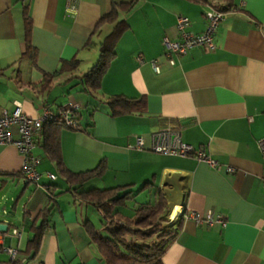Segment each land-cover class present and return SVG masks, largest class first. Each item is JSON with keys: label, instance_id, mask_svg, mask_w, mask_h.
<instances>
[{"label": "crops", "instance_id": "1", "mask_svg": "<svg viewBox=\"0 0 264 264\" xmlns=\"http://www.w3.org/2000/svg\"><path fill=\"white\" fill-rule=\"evenodd\" d=\"M131 1L76 0L75 8H70L69 0H0V114L10 112L15 102L30 118L41 116L46 106L57 112L60 106L79 104L78 129H65L60 135L65 166L75 173L104 166L101 175L79 190L125 185L137 189L144 182L162 190L168 203L167 224L177 219L181 223L162 255V264H264V153L258 146L264 140V0H169L171 10L163 9L167 19L143 17L136 25L125 19L129 28L117 41L97 96L79 92L76 78L65 83L96 62L99 43L112 28L104 24L99 33H93L101 16L114 3ZM140 1L143 7L146 0H136L135 5ZM25 6L32 22L36 65L21 59ZM210 8L225 13L214 33L216 48L205 52L193 47L184 55L167 57L163 39H178L177 17H187V29L201 34L207 25L204 13ZM74 56L80 62L78 70L59 76L51 89L41 91L43 72L53 73L61 60ZM109 96L144 98L146 109L112 117L103 104ZM166 127L178 128L182 141L205 152L215 166L192 156L152 152L151 134ZM10 131L16 139L17 129ZM135 136L144 138V150L128 147ZM31 153L40 159L41 178L22 199L19 224H0V251L11 246L18 250L16 261L30 262V253L25 252L32 238L29 226L46 201L47 186L54 185L57 196L56 209L48 216L51 226L31 262L107 264L84 226L88 222L100 230L101 212L73 197L40 146L35 144ZM23 162L14 144L0 145V174L21 175ZM47 173L56 179L50 180ZM15 177L0 175L1 186ZM18 179L24 183V192L31 183L22 176ZM22 195L13 199L14 216ZM139 196L144 197L139 203L151 199L144 191L130 202ZM190 212L201 216L211 212L212 222L196 224L182 216ZM13 229L19 235H12Z\"/></svg>", "mask_w": 264, "mask_h": 264}, {"label": "trees", "instance_id": "2", "mask_svg": "<svg viewBox=\"0 0 264 264\" xmlns=\"http://www.w3.org/2000/svg\"><path fill=\"white\" fill-rule=\"evenodd\" d=\"M199 1V0H196ZM136 0L128 3H114L111 10L101 16L93 29V33L100 32L104 24H111L112 28L106 34L98 46V57L92 66L81 76H69L64 82L68 83L73 78L77 79L74 84L79 87V92L97 96L100 90V82L107 72L109 65L115 57V46L121 35L129 28L125 19L120 18V13H127L135 6ZM24 41L25 51L21 59L28 58L33 65H36L37 49L32 44V22L28 13V6L24 7ZM79 59L74 56L70 60H61L58 68L53 73L43 72L40 82V90L48 91L53 87L54 80L59 76L76 72L79 67ZM109 114L112 117L142 113L146 109L144 98H127L123 96H109L103 99ZM69 106H60L57 112L49 109L53 118H48L43 124L39 135L33 138L34 145L41 147L44 155L54 162L60 176L69 185V191L75 199L83 204L95 207L102 214V225L104 232L98 231L91 224H84L91 241L96 245L100 256L107 264H162V255L165 249L175 240L181 227L180 219L175 223L167 224L169 219L167 199L161 189L154 186L152 182H144L142 186L135 189L131 185L117 186L109 189L79 190L81 185L104 171L102 164L94 169L83 172H72L65 166L60 146V135L62 130H77L81 113L79 108L74 110L77 124L67 126L63 114L70 109ZM93 111L88 117L92 119ZM44 112V110H43ZM10 176H22L18 173L0 174ZM23 177V176H22ZM25 183H29L25 181ZM47 186V185H46ZM54 185L47 186L49 192L43 207L39 210L36 218L29 226L32 238L27 241L26 253L34 257L42 235L50 228L48 216L56 209V191ZM147 191L151 199L144 203H138L133 208L128 202L133 201L140 193ZM41 198V197H40ZM135 202V201H134ZM50 204V205H49ZM130 209L131 213H125ZM41 218L39 224L36 220ZM26 220V218H25ZM8 261V260H6ZM15 264L20 262L14 261Z\"/></svg>", "mask_w": 264, "mask_h": 264}, {"label": "built area", "instance_id": "3", "mask_svg": "<svg viewBox=\"0 0 264 264\" xmlns=\"http://www.w3.org/2000/svg\"><path fill=\"white\" fill-rule=\"evenodd\" d=\"M76 0H69L68 7L75 8ZM225 16L222 10L216 8H210L204 13L206 19V29L201 34H194L187 29L189 20L185 16H178L175 27L178 31L179 37L177 40L171 41L167 38L163 39V45L165 55L171 58L172 55H184L189 49L193 47H200L205 52H211L216 48L214 43V33ZM140 62H143V58H138ZM170 63L173 64V60L170 59ZM152 66L155 71H158V67L152 62ZM79 108V104L71 105L70 109L66 110L63 114L64 120L67 126H75L77 124L74 110ZM55 116L47 108L41 116L37 118H30L26 116L21 104L15 102L13 109L8 112L3 110L0 114V145L14 144L18 151L24 158L22 166V176L25 181L39 184L41 173L37 167L40 164V159L32 155V149L34 147V136L40 132L42 124L48 119ZM15 127L18 132V137L15 139L12 135L10 128ZM260 150L264 153V140L258 141ZM128 147L135 150L145 149V140L142 136H135L134 141L131 142ZM150 149L152 152L162 155L178 156V157H195L198 160L205 161L210 166H215V162L202 150H196L193 146L188 145L181 139L180 131L178 128L166 127L162 128L151 134ZM50 180H55L56 176L47 173ZM264 180V177H263ZM181 215V212H180ZM185 219H192L196 224L212 222V213L207 212L205 216H201L196 212H190L182 215ZM12 235H19L17 229L12 230ZM9 256L8 261H0V264H15L16 255L18 250L11 246L1 247ZM20 262L19 264H22Z\"/></svg>", "mask_w": 264, "mask_h": 264}, {"label": "rangeland", "instance_id": "4", "mask_svg": "<svg viewBox=\"0 0 264 264\" xmlns=\"http://www.w3.org/2000/svg\"><path fill=\"white\" fill-rule=\"evenodd\" d=\"M141 3H142V1L138 2V4H136L134 6V8L127 13L121 12L120 18L126 19L132 25H136V22L141 21V19L143 17H146L147 21L161 20L162 17H164V19H167L168 14L165 11H163V9L171 10L170 4H172L169 0H146V3L142 7L143 3H142V5H141ZM85 71H86L85 69H83V68L81 69L82 74ZM82 74H80V76ZM23 186H24L23 181L18 179V177H15L13 180L9 179V181L3 187L1 186V182H0V224L1 225H5L6 222H10V221L16 222L17 224H19L21 202H22V199L25 198V194L28 193L30 191V189L32 188V183L26 187L24 192H22ZM19 193L24 194V195H22L19 199L18 208L16 210L17 214H16V216H14V214H12V213H15V212H13V210L11 209V206L13 204V199L16 198ZM143 200H144V197L139 196L135 200V202L129 203V207L133 208L134 206H136L139 202H141ZM5 210L8 212V214H6ZM125 211H126V213H131L130 209H126ZM9 214H11V215H9ZM98 231L104 232V227L102 224H101V229ZM21 256L22 255L19 254L18 258ZM8 259H9L8 254L5 251H0V261H2V260L5 261ZM33 260H34V258L33 259L30 258V262H28L27 264H37V260L34 261V263H32L31 261H33Z\"/></svg>", "mask_w": 264, "mask_h": 264}, {"label": "bare ground", "instance_id": "5", "mask_svg": "<svg viewBox=\"0 0 264 264\" xmlns=\"http://www.w3.org/2000/svg\"><path fill=\"white\" fill-rule=\"evenodd\" d=\"M178 212V211H177ZM177 212H175L173 215H172V219L175 220V218L177 217Z\"/></svg>", "mask_w": 264, "mask_h": 264}]
</instances>
